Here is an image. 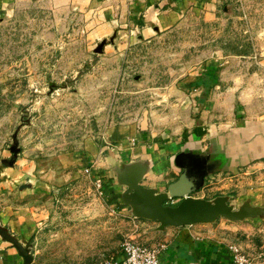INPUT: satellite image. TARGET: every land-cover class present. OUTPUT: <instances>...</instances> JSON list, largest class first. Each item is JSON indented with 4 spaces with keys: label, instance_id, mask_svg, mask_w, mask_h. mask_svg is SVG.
<instances>
[{
    "label": "rangeland",
    "instance_id": "1",
    "mask_svg": "<svg viewBox=\"0 0 264 264\" xmlns=\"http://www.w3.org/2000/svg\"><path fill=\"white\" fill-rule=\"evenodd\" d=\"M74 35L37 3L0 14V141L14 135L16 145L41 162L53 164L61 152L92 148L93 165H108L116 177L113 167L127 161L109 157L122 146L109 132L131 125L154 142L184 136L202 119L203 103L213 107L215 80L206 70L223 67L243 75L237 78L250 85L247 101L264 107V0H217L171 29L115 49L94 50ZM256 168L238 177L209 173L200 194L225 195L235 208L245 201L264 206V164ZM96 174L92 181L81 179V186L90 184L91 193L102 198L99 188L107 177ZM53 190L59 199L60 189ZM49 200L53 208L59 203ZM229 221L243 226L230 235L241 252L264 264V214ZM119 226L112 215L111 231L96 229L89 243L67 232L56 250L43 254L44 262L98 263L119 247Z\"/></svg>",
    "mask_w": 264,
    "mask_h": 264
},
{
    "label": "crops",
    "instance_id": "2",
    "mask_svg": "<svg viewBox=\"0 0 264 264\" xmlns=\"http://www.w3.org/2000/svg\"><path fill=\"white\" fill-rule=\"evenodd\" d=\"M216 2L0 0V14L12 15L22 4L37 3L53 13L61 27H70L77 34L74 35L77 40L94 50L98 47L106 50L171 29L187 14L208 11ZM205 73L215 80V101L213 107L209 100L208 103L201 101L202 119L184 136L154 142L144 138V133H136L131 125H118L109 132L112 139L122 142L119 150L108 153L109 157L127 161L125 165L138 162L146 166L141 184L162 191L183 175L180 190L208 198L200 192L209 173L238 177L248 173L249 169H257L260 163L264 164V107L247 101L245 94L250 92V85L238 81L237 77L243 78V75H235L234 71H226L223 67L215 73L212 70ZM213 108L215 111L211 110ZM14 138L11 134L0 141V224L21 242L30 241L33 255L30 264H50L44 262L43 254L56 250L57 240H63L67 232L82 241L88 237V243L96 229L102 227L104 232H110L112 215L120 219L117 229L123 238L132 237L150 246L165 244L158 254L159 264H238L229 247L231 243L237 245L230 238L231 233L243 228L237 222L216 219L159 228L157 220L132 214L130 206L121 197L125 185L118 182L111 170H106L108 165H93L94 149L61 152L52 164L23 152ZM13 149L17 152L16 158L7 165L3 160L12 156ZM117 167H113L115 174ZM96 172L107 177L102 178L105 180L101 185L103 190L99 188L102 198L91 193L94 190L90 184L81 186V179L89 176L92 181L98 176ZM54 188L62 193L59 199L55 197ZM179 197H171L168 203L173 204ZM50 198L59 201L55 208ZM83 249L88 251L91 248L86 246ZM112 254L118 256V248ZM81 261L67 263L61 259L52 264H97L85 258ZM0 264H25L16 247L1 236Z\"/></svg>",
    "mask_w": 264,
    "mask_h": 264
},
{
    "label": "water",
    "instance_id": "3",
    "mask_svg": "<svg viewBox=\"0 0 264 264\" xmlns=\"http://www.w3.org/2000/svg\"><path fill=\"white\" fill-rule=\"evenodd\" d=\"M98 47L96 50H99ZM17 152L3 162L11 165ZM145 165L138 162L130 163L117 169V180L125 185L122 192V200L130 206L131 212L137 217L155 219L158 227L183 226L199 222H211L222 216L229 220H241L246 217H254L264 214V206L253 205L248 201L238 207H234L227 201V196L216 195L214 198L197 197L182 191L179 179L168 184L166 190L159 191L154 187L141 184V178L145 171ZM173 196H180L176 203L170 204L168 200ZM0 236L10 242L19 254L23 256L24 263L30 264L33 255L30 250V241L21 242L15 235L0 224Z\"/></svg>",
    "mask_w": 264,
    "mask_h": 264
},
{
    "label": "built area",
    "instance_id": "4",
    "mask_svg": "<svg viewBox=\"0 0 264 264\" xmlns=\"http://www.w3.org/2000/svg\"><path fill=\"white\" fill-rule=\"evenodd\" d=\"M164 243L155 246L147 245L132 237H124L119 242L118 256H108L97 264H159L158 254ZM233 260L238 264H258L252 261L235 244H229Z\"/></svg>",
    "mask_w": 264,
    "mask_h": 264
}]
</instances>
